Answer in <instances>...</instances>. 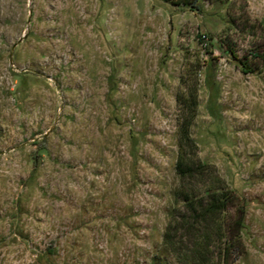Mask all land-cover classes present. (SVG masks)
Returning a JSON list of instances; mask_svg holds the SVG:
<instances>
[{
	"label": "rangeland",
	"instance_id": "1",
	"mask_svg": "<svg viewBox=\"0 0 264 264\" xmlns=\"http://www.w3.org/2000/svg\"><path fill=\"white\" fill-rule=\"evenodd\" d=\"M189 1L0 0V264H182L163 235L190 92L245 209L231 264H264V0Z\"/></svg>",
	"mask_w": 264,
	"mask_h": 264
},
{
	"label": "trees",
	"instance_id": "2",
	"mask_svg": "<svg viewBox=\"0 0 264 264\" xmlns=\"http://www.w3.org/2000/svg\"><path fill=\"white\" fill-rule=\"evenodd\" d=\"M189 0H182V9ZM195 8H199L196 5ZM225 51L232 50L225 44ZM180 110L179 152L176 172L180 186L174 208L163 235V244L182 264H231L245 254L241 231L245 209L216 169L203 162L191 136L197 97L190 92L177 97Z\"/></svg>",
	"mask_w": 264,
	"mask_h": 264
},
{
	"label": "water",
	"instance_id": "3",
	"mask_svg": "<svg viewBox=\"0 0 264 264\" xmlns=\"http://www.w3.org/2000/svg\"><path fill=\"white\" fill-rule=\"evenodd\" d=\"M21 41V40H20Z\"/></svg>",
	"mask_w": 264,
	"mask_h": 264
}]
</instances>
